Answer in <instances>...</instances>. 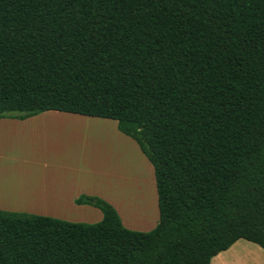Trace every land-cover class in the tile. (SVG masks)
I'll return each mask as SVG.
<instances>
[{
	"label": "trees",
	"instance_id": "16d2710c",
	"mask_svg": "<svg viewBox=\"0 0 264 264\" xmlns=\"http://www.w3.org/2000/svg\"><path fill=\"white\" fill-rule=\"evenodd\" d=\"M113 119L152 167L158 219L0 210V264H209L264 249V0H0V118Z\"/></svg>",
	"mask_w": 264,
	"mask_h": 264
},
{
	"label": "crops",
	"instance_id": "0c3cea01",
	"mask_svg": "<svg viewBox=\"0 0 264 264\" xmlns=\"http://www.w3.org/2000/svg\"><path fill=\"white\" fill-rule=\"evenodd\" d=\"M55 122L81 126L68 127ZM29 125L46 128L43 131L54 138L52 145L43 143L38 149L40 145L36 143L34 151H27L25 141L30 130L35 131ZM96 128L106 131V142L98 150L96 132L101 131ZM71 133L74 136L70 138ZM110 144L120 146V160L110 161ZM72 145L75 151H69ZM100 151L109 158L106 163L96 164V154ZM142 161L148 165L136 143L117 130L113 119L58 110H45L23 119L0 118V210L94 223L101 219V212L88 204H76L74 199L80 195L97 196L115 209L125 228L148 231L157 222L158 209L156 203L152 217L147 216V207L143 204L147 196L141 189L145 185L147 194L151 195L150 173ZM151 175L155 187L152 171ZM118 208L126 214L122 213L124 219ZM131 214L137 223L125 221L131 219ZM239 240L212 256L209 264H264V249Z\"/></svg>",
	"mask_w": 264,
	"mask_h": 264
},
{
	"label": "rangeland",
	"instance_id": "374dc122",
	"mask_svg": "<svg viewBox=\"0 0 264 264\" xmlns=\"http://www.w3.org/2000/svg\"><path fill=\"white\" fill-rule=\"evenodd\" d=\"M57 125H67L68 127H79V126H81L80 124H78V123H72V122H63V123H57V122H55ZM50 125H51V123H49ZM48 124V125H49ZM84 127H90V126H87V125H85ZM28 128H30V129H34L35 131H38V133L37 132H31V130H30V133L28 134V137H27V139H26V141H25V144H24V147H26L27 149V151H29V152H31V151H34V149H35V146H36V143H38L39 145H40V147L38 148V149H41L42 148V146L41 145H43V143H46V144H48V145H52V139H54L53 137H52V135H50L49 133H47V132H45V131H43V130H45L44 128H38V127H33V126H31V125H29L28 126ZM72 129V128H71ZM85 129V128H84ZM96 130H98V131H101V132H96V139H98V141L96 142V148H97V150L98 149H100V147H101V145L102 144H105V142H106V131L104 130V129H98V128H96ZM69 131H71V130H69ZM74 134H75V132H74ZM74 135H73V133H71L70 134V138L71 137H73ZM68 140H69V142H71V141H73L72 139H69V137H68ZM66 141V140H65ZM113 141V140H112ZM72 143V142H71ZM110 149H112V155L110 156V161H112V159L113 160H120V158H119V156H121V154H119V145L118 144H110ZM68 149H69V151L70 150H74L75 151V145L73 146L72 145V148H71V146L70 147H68ZM37 150V149H36ZM76 151H77V149H76ZM134 153V152H133ZM73 155H75V154H73ZM109 157H106V155H104V153L103 152H99V154H96V164H98V163H102V162H104V163H106L107 162V159H108ZM136 163H138V159L137 158H134L133 159ZM128 161V160H127ZM142 162H144V161H142ZM148 162V161H147ZM145 163V162H144ZM142 164V163H141ZM145 165L147 166V168L149 169H147V168H145V172H146V169H147V171L150 173V177H149V182H150V185L149 186H151V197L147 194V188H146V186L144 185L143 186V183L141 184L142 186V189H141V191H143L144 192V194L147 196V200H144L145 202L143 203L144 204V206H145V208L147 207V216L149 217V216H151L152 217V211H153V213H154V208H155V206H156V197H155V192H154V186H153V183H152V181H151V177H152V175H151V171H152V169H150L151 168V166H150V163L148 162V165L145 163ZM98 166V165H97ZM96 166V167H97ZM113 167H114V165H112ZM116 168H118V166H116ZM133 169H135V170H137L138 172H140L137 168H135L134 166H133ZM141 173V172H140ZM153 173V172H152ZM142 177H143V180H144V176L142 175V174H140ZM142 180V179H141ZM142 180V181H143ZM111 184H113V181H112V183ZM144 188V189H143ZM143 193H142V195H143V197L142 198H144V195ZM97 197V196H96ZM100 198V197H99ZM102 199V198H101ZM146 204V205H145ZM121 205V204H120ZM123 205V204H122ZM125 206V205H124ZM118 207V206H117ZM119 209V208H118ZM2 211H5V210H2ZM119 211H120V209H119ZM146 211V210H145ZM24 213H26V212H24ZM120 213H121V211H120ZM122 213H124L123 211H122ZM121 213V215H122V217H123V219H124V215H126L125 213H124V215ZM31 214V213H30ZM118 215V214H117ZM132 216L130 217L131 219H128V220H125V221H129V220H132L134 223H137V221L134 219V215L133 214H131ZM119 217V216H118ZM120 219V218H119ZM75 222H84V221H75ZM139 222H141V221H139ZM85 223H89V222H85ZM138 231H141V230H138ZM239 241H241V242H245V243H249V244H253V243H251V242H249V241H245V240H243V239H241V240H239Z\"/></svg>",
	"mask_w": 264,
	"mask_h": 264
}]
</instances>
